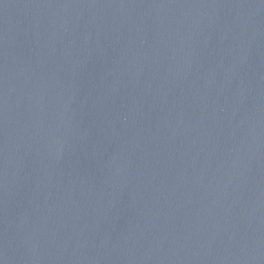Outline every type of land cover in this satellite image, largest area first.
Wrapping results in <instances>:
<instances>
[{
	"label": "water",
	"instance_id": "water-1",
	"mask_svg": "<svg viewBox=\"0 0 264 264\" xmlns=\"http://www.w3.org/2000/svg\"><path fill=\"white\" fill-rule=\"evenodd\" d=\"M0 264H264V0H0Z\"/></svg>",
	"mask_w": 264,
	"mask_h": 264
}]
</instances>
